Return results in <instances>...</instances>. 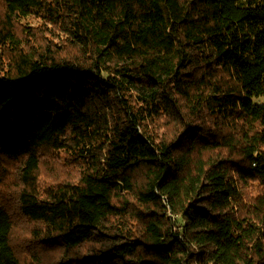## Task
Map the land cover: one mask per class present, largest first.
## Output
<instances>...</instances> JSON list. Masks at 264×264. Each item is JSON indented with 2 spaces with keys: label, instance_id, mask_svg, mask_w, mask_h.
Returning <instances> with one entry per match:
<instances>
[{
  "label": "trees",
  "instance_id": "obj_1",
  "mask_svg": "<svg viewBox=\"0 0 264 264\" xmlns=\"http://www.w3.org/2000/svg\"><path fill=\"white\" fill-rule=\"evenodd\" d=\"M0 264H264V0H0Z\"/></svg>",
  "mask_w": 264,
  "mask_h": 264
},
{
  "label": "rangeland",
  "instance_id": "obj_2",
  "mask_svg": "<svg viewBox=\"0 0 264 264\" xmlns=\"http://www.w3.org/2000/svg\"><path fill=\"white\" fill-rule=\"evenodd\" d=\"M258 101H262V99H257L256 102H258ZM39 257H40V256H39ZM47 259H49V258L46 257L45 262H46Z\"/></svg>",
  "mask_w": 264,
  "mask_h": 264
}]
</instances>
